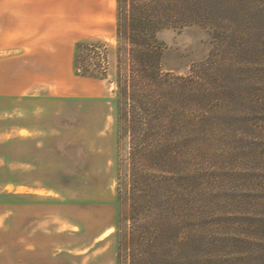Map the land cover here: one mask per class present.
<instances>
[{
    "label": "trees",
    "instance_id": "trees-1",
    "mask_svg": "<svg viewBox=\"0 0 264 264\" xmlns=\"http://www.w3.org/2000/svg\"><path fill=\"white\" fill-rule=\"evenodd\" d=\"M116 2L114 104L130 149L119 264H264V0ZM191 26L215 46L189 73L164 72L157 33ZM107 52L78 44L77 71L107 78Z\"/></svg>",
    "mask_w": 264,
    "mask_h": 264
},
{
    "label": "rangeland",
    "instance_id": "rangeland-1",
    "mask_svg": "<svg viewBox=\"0 0 264 264\" xmlns=\"http://www.w3.org/2000/svg\"><path fill=\"white\" fill-rule=\"evenodd\" d=\"M77 10L80 39L72 69L49 72V81L57 77L59 86L46 89L31 118L22 111L0 120V263L119 264L129 203L119 198L118 188L119 179H127L130 149L128 138L118 137L114 104L117 2H81ZM157 38L164 45L163 71L173 75L189 73L215 46L210 29L198 26L165 28ZM81 43L105 46L107 78L77 71ZM22 126L43 134L28 137ZM14 191L30 196L16 197Z\"/></svg>",
    "mask_w": 264,
    "mask_h": 264
},
{
    "label": "crops",
    "instance_id": "crops-1",
    "mask_svg": "<svg viewBox=\"0 0 264 264\" xmlns=\"http://www.w3.org/2000/svg\"><path fill=\"white\" fill-rule=\"evenodd\" d=\"M81 2L97 6L104 0H0V120H10L22 111L27 114L24 118H31L46 89L59 86L57 77L49 81V72L56 75L72 69L74 46L80 39L77 9ZM20 130L28 137L43 134L41 128L22 126ZM12 195L30 193L14 191Z\"/></svg>",
    "mask_w": 264,
    "mask_h": 264
}]
</instances>
